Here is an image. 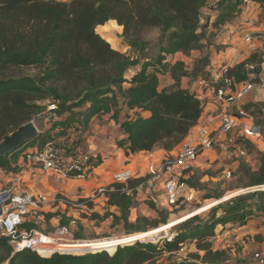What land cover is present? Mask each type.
I'll return each mask as SVG.
<instances>
[{
  "label": "trees",
  "instance_id": "16d2710c",
  "mask_svg": "<svg viewBox=\"0 0 264 264\" xmlns=\"http://www.w3.org/2000/svg\"><path fill=\"white\" fill-rule=\"evenodd\" d=\"M211 1L0 0V142L21 126L33 122V116L42 110L37 100L49 96L61 103L63 111L78 118L74 126L83 132L98 115L114 111L117 118L123 106L140 111L122 124L126 138L119 144L128 153L150 152L157 146L169 151L178 147L202 118L204 104L195 93L180 86L181 78L188 75L184 63L167 58L186 56L202 47L201 17ZM254 1L264 4V0ZM244 2L213 0L212 7L219 11L215 28L237 18ZM111 23L120 30L124 27V36L133 47L139 45L146 31L160 29L167 32V45L162 55L157 61H147L140 72L128 79L126 75L135 65L134 60L113 49L112 43L101 35L100 28ZM25 67L41 69L42 76L38 80L15 74L16 69ZM160 72L172 75L176 81L173 88L160 89ZM229 72L231 75L232 70ZM126 82L130 87L125 90ZM86 105L89 107L84 110ZM66 121L60 119L57 122ZM61 127V134H64L69 125ZM57 130H52L51 134ZM48 133L40 132L27 146L35 142L44 145L52 137L42 141ZM20 150L0 159V169L9 168L11 157L18 155ZM236 176L246 182V187H264V153L260 152L257 170L241 163ZM254 197L264 201V191L241 195L215 207L207 222L199 215L182 222L176 226L174 238L161 246L136 241L125 246L119 243L122 246L115 248L111 243L100 251L83 254L69 252L80 251L81 247L88 246L86 243L56 245L47 242L56 250L70 251L56 252L49 257L24 251L14 255L10 264H158L161 256H175L189 240L196 242L198 252L192 253L187 260L222 264L225 253L215 251L211 239L218 226L243 223L249 218L253 213L247 211L244 204ZM259 208L264 212V204ZM220 211L224 213L217 218ZM70 221L64 218L62 225H69ZM31 226L28 225L26 230L34 229ZM0 248L9 257L12 255L8 238H0Z\"/></svg>",
  "mask_w": 264,
  "mask_h": 264
},
{
  "label": "rangeland",
  "instance_id": "374dc122",
  "mask_svg": "<svg viewBox=\"0 0 264 264\" xmlns=\"http://www.w3.org/2000/svg\"><path fill=\"white\" fill-rule=\"evenodd\" d=\"M261 6L262 10H259V18H261L260 20L258 18V23L264 24V4L262 3ZM202 17L201 24H204V18L209 16L202 15ZM100 29L101 35L112 43V48L131 57L135 65L142 61L144 64L147 61H157L163 53V48L167 45V32L160 29L144 32L139 45L134 47L130 45L124 36V27L120 30L115 23H111L107 27ZM195 65L196 67L194 68L197 71L203 70L202 68L206 69L205 60L199 59ZM42 72L41 69L34 67L15 70L16 75L32 76L38 80L42 76ZM239 76L244 77L241 73ZM37 103L42 106V110L33 116V123L39 132H49V135L42 141H47V138L52 135L51 131L56 128L60 130L61 126L66 127L69 125L67 130H70L77 124L78 118H75L73 114L71 115L67 111H63L61 103L55 102L54 98L47 96L44 100H37ZM250 113L254 116L255 123L264 137V114L262 109L257 108L254 111H250ZM60 119H67V121L58 123L57 121ZM67 130L64 132L65 135L68 134ZM238 137L235 145L247 151L248 157L242 158L239 155L230 156L227 152L222 151L221 147H217L213 151H208L202 155L192 168L176 170V176L186 181L189 188L195 193L192 201L184 202L180 200L179 205L176 207L168 206L165 199L163 182L148 183L151 176L147 173V169L136 173L134 178L127 183L104 186L105 192L97 198V190H93L91 194L77 195L76 197L58 194L54 200L66 198L78 205L70 207L72 209L71 213L76 217V224L73 225L67 236L58 237L62 238L61 240H64V242H94L95 244H92V246L87 244L88 246H83L79 249L80 251H76L84 252L83 254H85V251L97 252L104 249V246L98 245V243H112L115 244V248L120 244H123V246L132 245L136 241L161 246L166 240L174 238L176 227L170 230L167 237L159 239L156 242L152 240L140 242L146 238L139 233L148 232L168 223L182 220L193 214L195 216L199 215L203 221L207 222L210 220L212 216L211 212L215 207L238 196L251 195V189L255 188L246 187V182H242L238 176L235 177V173L241 163L248 164L252 169L257 170L260 165V151L258 148L260 147L264 150V142L262 140L260 143L254 144L240 136ZM233 150L235 151V148ZM228 170L232 171L230 178L225 176ZM94 195L95 198L92 200L91 197ZM206 197L209 198L206 199ZM262 204H264V201L258 197L251 198L248 203L244 204L247 211L251 210L253 213L249 215L247 221L263 216L264 212L259 208ZM223 213V211H220L217 214V218L223 215ZM64 218L61 217L58 211L55 212L48 207L40 210L33 220H28L25 228H23L26 229L28 225H32L34 230L42 234L41 236L44 239L57 243L59 241H55L53 238L57 239L56 232L63 226L62 219ZM242 227H244V222L227 224L225 231H222L221 227H217L215 237L211 241L215 251L217 249V251L225 253V260L222 264H244L247 259L255 260L258 264L260 261H264V257L261 259L264 251L258 248V245L264 242V237L258 235L256 240H252V237L249 240L246 234H244V229L240 230L241 233H238V230ZM160 229H164V227ZM133 234H137V236L129 240H115L116 238ZM49 236H52V238ZM50 249L56 250V247L53 246ZM62 250L70 251L66 249ZM1 251H4V249ZM197 252L196 242L189 240L175 256H171L170 258L168 254L161 256L158 259V264H170L178 260H187L192 253Z\"/></svg>",
  "mask_w": 264,
  "mask_h": 264
},
{
  "label": "built area",
  "instance_id": "2783aa9c",
  "mask_svg": "<svg viewBox=\"0 0 264 264\" xmlns=\"http://www.w3.org/2000/svg\"><path fill=\"white\" fill-rule=\"evenodd\" d=\"M248 3L249 0H245L243 4L247 6ZM235 35V31L230 32V39ZM240 37L252 47H261L264 52V30ZM262 57L260 62L245 65L246 70L254 77H249L244 82H238L235 77L228 75L229 68L227 66H223L213 75L215 81L220 85L212 90L219 105V128L217 131H213L208 125H201L197 139L184 140L179 145L175 156L167 158L161 166L154 163L148 165L147 173L151 176L148 183L163 182L168 206L176 207L180 200L190 202L195 197L193 190L189 188L186 181L176 176L174 169L192 168L202 155L217 147H221V150L230 156L248 157L247 151L235 145L238 136L254 144L260 143L262 140L264 142V137L255 123L254 116L241 105V102L254 91L264 90V55ZM208 83L210 82H207L206 79L202 80V85L205 86ZM195 94L204 104L205 99H202V94L197 92ZM67 131V135L61 134L60 130L55 131L52 138L44 145L35 142L33 145L23 146L20 154L27 167H23L19 172L13 174L12 182L0 187V237L9 239L12 256L24 251H33L43 257H49L56 252H69L47 249L49 247L40 238L42 234L34 229L23 228L28 220H33L35 215L44 209L47 202L45 194L39 189L44 176L55 175L65 180L86 181L95 168L97 156L81 147V139L85 132L78 126H73ZM222 137L224 141H221ZM28 173H32V180L35 181L32 192L24 189L23 179ZM231 175L232 171H226V177L230 178ZM0 176L1 179L8 176L5 169H0ZM134 176L133 170L124 167L114 173L113 184L127 183ZM105 190V187L99 188L96 198L102 195ZM94 198L95 195L91 197L92 200ZM72 206L78 205L66 198L54 200L52 210L58 211L61 217L65 216L71 220L69 225L62 226L56 232L57 239L53 238L55 241L64 242L58 236H67L73 225L76 224V217L71 213L70 207ZM49 237L52 238V236Z\"/></svg>",
  "mask_w": 264,
  "mask_h": 264
},
{
  "label": "crops",
  "instance_id": "0c3cea01",
  "mask_svg": "<svg viewBox=\"0 0 264 264\" xmlns=\"http://www.w3.org/2000/svg\"><path fill=\"white\" fill-rule=\"evenodd\" d=\"M212 2L213 0L210 2V5L207 6L208 8L205 7L203 10V15L209 17H205L204 24H202L204 39L201 49L193 50L186 56H169L167 58L168 61H173L174 59L182 61L185 65L188 75L181 78V88L191 93H201L202 99H205L202 118L185 140L191 138L196 140L201 125L210 126L213 131H217L219 128V105L215 100V94L212 90L220 85L215 81L213 75L223 66H227L229 70H232L231 75L229 71L227 72L228 75L235 77L238 82H244L248 80L249 77H254L246 70L245 65L247 63L260 62L264 55L261 47H252L240 37L241 35L264 30V24L258 23L259 10H262V3L249 0L247 6H244V4L242 5V12L237 18L227 22L219 29H216L214 23L219 17V11L214 6L211 9ZM232 31H235L236 35L230 39V32ZM199 59L205 60L206 69L202 68L203 70L201 71L195 70V63ZM143 66V61L134 65L128 70L126 77L130 79L140 72ZM240 73L243 74L244 77L239 76ZM158 77L160 89L173 88L176 84V81L169 72H160L158 73ZM203 79H206L207 82L209 81L210 83L205 86L202 85ZM123 87L126 90L130 87V84L126 82ZM241 105L249 112L261 108L264 114V90L258 89L254 91L241 102ZM88 107L89 105H86L84 110ZM139 112L140 111L129 110L126 106H123L117 118L114 117L115 112L113 111L106 115H98L91 120L81 140V147L83 150H88L97 156L98 159L95 162V168L91 171V175L86 181L65 180L55 175L44 176L40 182L39 189L46 196L47 202L44 205L45 209L48 207L49 209H53L54 198L58 194L76 197L77 195L91 194L93 190H98L101 187L113 184L114 173L124 167L133 170L134 174H136L144 169L146 170L151 163L161 166L167 158L175 156L179 146L170 151L164 149L162 146H157L150 152L131 154L119 144L126 138V135L122 131L123 122L129 117H135ZM143 116H147V114H143ZM221 141H224L223 137ZM259 148L258 150L264 153V150ZM11 166V168L9 167L10 169H5L6 175H8L6 178L2 177L1 179L0 176V187L6 183L12 182L11 178L13 174L19 172L21 168L27 167L21 154L11 157ZM28 169L30 171V168ZM36 172L39 173L38 170H36ZM174 172L177 173L176 169H174ZM23 182L25 183L24 189L32 192L35 182L32 180V173H28L27 176L24 177ZM67 219L69 220V218ZM247 219L244 221V227L240 228L238 233H241L240 230L244 229V234H246L249 240L251 237L252 240H256L258 235L264 237V214L261 217L252 218L253 220L250 221H247ZM218 227H221L222 231H225L227 224ZM136 236L137 234L122 236L115 240H129ZM85 243L90 245L95 244L94 242ZM64 244H82V242L74 243L73 241H65ZM98 245L104 246L106 244L98 243ZM258 248L264 251V242L258 245ZM1 250L0 248V264H10L13 256L11 255L9 257L7 252ZM258 251L261 252L260 249H258ZM263 257L264 255L261 259ZM244 264H258V262L247 259ZM259 264H264V261H260Z\"/></svg>",
  "mask_w": 264,
  "mask_h": 264
},
{
  "label": "water",
  "instance_id": "95a60500",
  "mask_svg": "<svg viewBox=\"0 0 264 264\" xmlns=\"http://www.w3.org/2000/svg\"><path fill=\"white\" fill-rule=\"evenodd\" d=\"M39 130L33 122H29L21 126L13 134L8 135L0 142V159H6L11 154L15 153L18 149L27 145L29 142L37 139ZM264 187H255L252 193L263 191ZM179 264H201L196 260H185Z\"/></svg>",
  "mask_w": 264,
  "mask_h": 264
},
{
  "label": "bare ground",
  "instance_id": "6f19581e",
  "mask_svg": "<svg viewBox=\"0 0 264 264\" xmlns=\"http://www.w3.org/2000/svg\"><path fill=\"white\" fill-rule=\"evenodd\" d=\"M194 216H195L194 214L193 215H189L186 218H183L182 220H177L176 222H171V223H168L166 225L161 226V227H164V229H160L161 227H159V228L150 230L148 232H143V233H141V235H143V237L146 238V239L142 240L140 242H147V241H150V240L156 242L159 239L167 237L169 235L171 229H173L177 225L181 224L182 222H184V221H186V220H188V219H190V218H192ZM40 238L43 239V243L47 247H49L47 249H50V246H48L46 244L47 242H50V243H53V244H56V245H62V244L64 245V243H65V242H57V243H55L54 241H48V240L44 239L42 236Z\"/></svg>",
  "mask_w": 264,
  "mask_h": 264
}]
</instances>
